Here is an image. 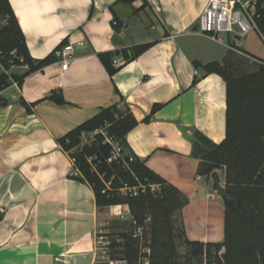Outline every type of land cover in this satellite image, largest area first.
Segmentation results:
<instances>
[{"label": "crops", "instance_id": "obj_1", "mask_svg": "<svg viewBox=\"0 0 264 264\" xmlns=\"http://www.w3.org/2000/svg\"><path fill=\"white\" fill-rule=\"evenodd\" d=\"M10 3L33 59L69 44L75 51L67 70L58 58L22 85L12 82L0 92L6 102L0 107V264L101 261L95 235L103 218L125 219L130 209H99L93 189L69 177L74 163L58 140L114 105L138 121L125 137L132 153L188 199L182 211L186 237L222 244L224 200L213 179L200 174L201 160L193 152L197 133L214 144L225 140L227 84L217 73L206 74L204 66L236 53L250 59L242 41L251 34L231 50V37L222 45L198 33L208 0ZM141 44L153 45L126 61L123 51ZM106 52L121 67L113 76L99 57ZM27 71L23 66L11 73ZM54 94L65 104L48 99ZM155 105L161 108L153 113Z\"/></svg>", "mask_w": 264, "mask_h": 264}, {"label": "trees", "instance_id": "obj_2", "mask_svg": "<svg viewBox=\"0 0 264 264\" xmlns=\"http://www.w3.org/2000/svg\"><path fill=\"white\" fill-rule=\"evenodd\" d=\"M262 4L264 0L259 6L258 27L264 32ZM152 45L125 49L126 61L138 58ZM99 57L111 76L121 68L114 65V53H100ZM57 60L56 53L43 60L32 58L10 0H0V62L6 70L28 67L23 75L0 73V92L12 82L22 85L26 77ZM195 66L200 68L201 64L195 62ZM204 69L206 74L221 75L227 84V136L214 144L197 133L193 152L201 160L200 174L213 179V188L224 200L222 244L193 242L186 237L182 211L188 199L138 159L125 141L138 125L131 112H121L117 105L104 108L58 140L74 163V173L69 177L93 189L99 209L119 205L130 209L135 222L132 232L123 231L109 239L113 260L123 264H143L146 259L149 264H205L209 249L214 248V264H264V66L254 73L237 75L225 59L209 63ZM48 99L65 104L64 98L56 94ZM5 105L0 98V107ZM160 108L155 105L153 113ZM108 139L118 142L121 150L113 162H109L113 147ZM220 170H225L224 187L219 181ZM248 226L255 235L247 232ZM138 229L143 231L144 243L136 237ZM182 238L188 247L185 261L176 251L177 241ZM143 248L150 253H144Z\"/></svg>", "mask_w": 264, "mask_h": 264}, {"label": "built area", "instance_id": "obj_3", "mask_svg": "<svg viewBox=\"0 0 264 264\" xmlns=\"http://www.w3.org/2000/svg\"><path fill=\"white\" fill-rule=\"evenodd\" d=\"M261 0H208V3L198 19L197 32L212 38L222 45H229L228 42L222 37V34H227L231 37L233 45H229L231 50H236L237 45L241 40L253 32H257L261 42L264 44V32L258 27L259 6ZM264 8V4L261 5ZM155 11L160 12V8L155 6ZM74 45L69 44L59 49L56 56L62 60V70H67L70 61L74 56ZM254 61L264 66V60L254 59ZM112 145V157L109 162L116 161L120 157V146L118 142L108 139ZM218 192V191H217ZM219 193V192H218ZM143 231L138 229L136 237H141V242L144 243L142 238ZM95 241L98 248L103 252L104 260L107 264H123L111 259L110 257V241L108 234L103 230H98L95 235ZM144 253H150L148 248H143ZM143 264H149V261L144 260Z\"/></svg>", "mask_w": 264, "mask_h": 264}, {"label": "rangeland", "instance_id": "obj_4", "mask_svg": "<svg viewBox=\"0 0 264 264\" xmlns=\"http://www.w3.org/2000/svg\"><path fill=\"white\" fill-rule=\"evenodd\" d=\"M222 37L225 39L226 42H228L229 35L222 34ZM242 48L244 49L245 52L252 55L250 59L239 53H236L234 56L228 59V66H230L231 70H234L237 75L254 73L258 71L261 65L260 63L254 61V59L257 58L264 60V44L261 42L258 33L253 32L247 38L243 39ZM11 72L12 69L6 70L5 65H2V63L0 62V73L11 75L12 74ZM218 176H219L220 184H222V181L224 180L222 170L219 171ZM211 182H213V180ZM134 226H135V222L132 219L131 215H128L127 218L125 219L112 215L111 217L103 218V223L100 227V230L105 231L108 234L109 239H113V238H117L116 236L120 232L123 231L132 232ZM246 230L250 235H255L254 229L252 230L250 226H248ZM176 251L180 256L179 257L180 260L185 261V255L188 252V247L185 243V238H182L177 241ZM223 253L224 250L220 253V255ZM100 255H101L100 260H104L105 256L103 255L102 251H100ZM215 255L216 252L214 248H210L208 252V257L206 256L204 259L205 264H214Z\"/></svg>", "mask_w": 264, "mask_h": 264}, {"label": "water", "instance_id": "obj_5", "mask_svg": "<svg viewBox=\"0 0 264 264\" xmlns=\"http://www.w3.org/2000/svg\"><path fill=\"white\" fill-rule=\"evenodd\" d=\"M196 31H197V28H196Z\"/></svg>", "mask_w": 264, "mask_h": 264}]
</instances>
